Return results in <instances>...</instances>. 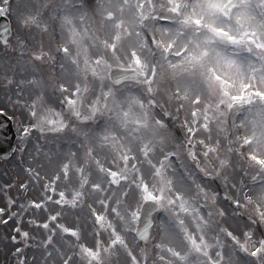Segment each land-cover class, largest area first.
Here are the masks:
<instances>
[{
	"label": "rangeland",
	"instance_id": "1",
	"mask_svg": "<svg viewBox=\"0 0 264 264\" xmlns=\"http://www.w3.org/2000/svg\"><path fill=\"white\" fill-rule=\"evenodd\" d=\"M56 2L67 22L60 27L50 20L45 29L36 24L41 23L46 15V9L50 7L49 0H7L6 5L0 0V16H10L13 21L12 37L6 44L0 41V106L5 108V113L10 114L17 134L16 152L11 159L0 160V193L15 199L17 206L12 212L17 219L22 218L23 227L29 232L28 238H21V247L30 240L35 252L39 253L40 264H45L53 246L60 249L59 253L67 251V255L66 259H56L50 264H78L80 257H74L79 252L80 244L94 246L97 240L107 241L115 238V233H120L126 237L125 244L128 247L123 249V246H119L122 251L114 259V264H132L133 257L136 258V264H151L154 258L151 247L155 241L160 238L175 239L180 233L181 220L192 233H196V224L207 221L205 228L215 237L221 223H229L221 215V209L231 208L247 218L243 208L234 202L239 200L242 205L245 189L258 190L264 185V180L257 177L256 182H251L248 174L251 170L245 159L235 151L233 111L221 105L223 111L217 113L212 109L207 119L203 114L194 116L191 108L185 114L184 107H181L183 101L177 102L175 99L177 86L167 78L158 88L157 102L162 108L172 110L177 142H182L185 155L187 144H192L194 155L200 158L206 171L193 175L184 169L192 181L191 193L187 198L190 210L181 211L178 204L174 210L161 209L148 244L141 245L135 235L137 220L133 225L134 231L125 229L127 215L133 210L140 214L143 203L138 192L133 191L136 186L132 180L137 176L142 178L152 164L159 165L161 162L151 159L154 150L149 129L137 132L133 131L132 126L124 128L111 113L101 118L88 108L92 98L97 95L101 80L91 71L85 76L83 57L87 54L94 64L95 57L102 56L111 64L115 59L112 53H115L124 61L125 68L128 62L126 57H131L133 49L142 61L152 57L154 49L150 47L151 38L145 40L148 33L145 24L154 30L156 14L145 16L139 22L140 13L146 10L144 5H158L161 0ZM249 2L253 11H256L259 0ZM105 9L113 11V17H108ZM32 16H36V23L30 19ZM160 22L165 21L161 19ZM73 27L80 32L87 29L98 41L107 40L109 45L115 43L116 47L104 49L86 37L82 45L87 51H81L78 67L71 58L57 50L60 43L54 39L55 32L60 30L62 42ZM118 31L122 35L117 41ZM72 51L74 55L75 45H72ZM54 56L58 59L56 63H53ZM56 66L59 67L60 75H55ZM60 84L66 85L63 92L59 88ZM77 84L79 91L76 89ZM109 84L111 82L106 76L105 87ZM69 85L71 90H68ZM144 90L140 84L130 82L119 87L118 95L123 98L133 93L141 97ZM57 96L63 99L64 96H70L73 100L79 97L77 104L80 114L93 118V122L80 124L78 118L74 117L62 131L55 133L30 129L31 135L26 144L21 145L18 142V136L22 134L17 127L18 121L23 120L28 125L32 123L25 108L40 97L55 100L53 107L59 109L62 105L58 103ZM242 115L243 112L235 114L237 119ZM201 140L212 145V149L207 150V163L203 156L206 149L201 145ZM177 159L175 154L171 157L172 161ZM21 182L25 184L22 189L13 187L9 192L3 188L5 184L19 185ZM205 194L207 197L214 195L215 198H207ZM2 199L0 196V201ZM102 222L110 226L101 228ZM66 229L72 231L67 232ZM5 233H10V228L0 225V264H10L13 247L5 243ZM196 238L199 239L198 233ZM51 239L56 241V245L47 246V240ZM225 239L231 243L229 238ZM141 246L144 248L143 253L140 251ZM224 251L228 252L227 247ZM252 264L256 262L252 261Z\"/></svg>",
	"mask_w": 264,
	"mask_h": 264
},
{
	"label": "snow or ice",
	"instance_id": "2",
	"mask_svg": "<svg viewBox=\"0 0 264 264\" xmlns=\"http://www.w3.org/2000/svg\"><path fill=\"white\" fill-rule=\"evenodd\" d=\"M234 9L235 25L231 22L225 24V19L231 17ZM105 11L108 17H113V11L106 9ZM252 12L249 0H161L158 5L148 6L147 15L156 14L153 20L154 30H159L166 39L177 41L180 45L179 50L173 54L174 58L165 57L162 61V74L159 81H156L155 70L151 77L148 76L147 65L140 56L132 57L127 62L126 70L115 79L112 78L110 64H86L83 69L85 76L91 71L101 80L107 76L112 81L107 87L101 89L102 98L91 107V112L114 111L116 120L122 127L132 126L133 131L139 132L150 125L148 112L146 109L137 111L138 107L143 108L140 96L129 93L121 98L118 95L119 87L128 80H136L145 90H148L154 81L159 88L161 82L171 78L178 88L183 89L185 96H192L197 92L207 93L218 98L220 104L227 105L228 109L248 105L244 117L252 132L248 142L254 143L257 150H264V104L253 103L254 98L264 100V90H260V86L264 85V23L255 21ZM145 16L146 12H141L139 22H142ZM161 19L165 22L161 23ZM65 21L67 22V18ZM253 24H256V27H253ZM69 33L72 41L80 45L81 51L85 53L87 50L82 42L86 37L102 45L104 49L116 47L115 43L109 45L107 40L98 41L94 35L88 33L87 29L80 32L73 27L69 29ZM121 35L122 33L118 31L117 41ZM169 47L171 48L172 45ZM63 51L67 52V48ZM100 65L104 66L100 67ZM98 67L99 70H97ZM249 79H255L257 87L254 88L251 83H247ZM234 89L236 91H233ZM39 99L40 97H37L33 103ZM67 99L70 103H75L72 97L69 96ZM4 111L5 108L0 106V113ZM211 111L206 112V119L211 115ZM215 111L220 112L218 108ZM25 112L31 120L32 113L28 111V108H25ZM80 118L87 120L90 117L81 116ZM17 127L22 133L18 136V142L24 145L31 135L29 125L21 120L18 121ZM59 127L63 128V124ZM31 129H35V126H31ZM145 150H148L147 143ZM254 158L264 163L259 156ZM13 187L22 189L25 184L21 182L19 185L14 183L3 185V188L9 192ZM205 195L207 197V194ZM0 196L3 197L0 201V225L10 228V233H5L3 239L5 243L13 245L10 255L14 257L15 264V254L21 251V238H28L29 232L23 227L22 218L17 219L12 212V209L17 206L15 199L4 193H0ZM207 198L214 199L215 196ZM145 199L155 201L162 197L146 191ZM234 203L242 207L239 200ZM159 207L166 206L161 204ZM190 207L187 200L179 204V209L184 212L189 211ZM220 211L229 222V239H232L234 235H247L253 243L250 252L236 250L234 264H252V261L259 264L260 261H264L259 255L260 247L264 246V219L257 216L249 220L231 208ZM66 231L71 232L72 229H66ZM145 231H142L140 235L143 236ZM244 246L247 247V245ZM237 252L240 254L237 255ZM19 264H23V258H20Z\"/></svg>",
	"mask_w": 264,
	"mask_h": 264
},
{
	"label": "clouds",
	"instance_id": "3",
	"mask_svg": "<svg viewBox=\"0 0 264 264\" xmlns=\"http://www.w3.org/2000/svg\"><path fill=\"white\" fill-rule=\"evenodd\" d=\"M4 4H7V0H3ZM50 7L46 9V15L43 16L41 23H37V27H48V21H55L60 27L64 26L65 17L60 11L59 5L56 0H49ZM147 15V5H144ZM37 15H41L38 13ZM252 16L255 21L264 23V0H259L257 10L252 12ZM33 23H36V16L30 17ZM231 22L233 25L236 23L235 9L231 17L226 18L224 23ZM22 27L24 26L22 22ZM256 27V24H253ZM145 28L148 29L145 40L151 38L150 47L154 49L152 57H146L143 62L147 65L146 71L148 76L151 77L153 70L156 73V81L161 79V65L165 57L174 58L173 54L179 50V43L175 40L166 39L159 30H152L148 24H145ZM72 45H75V54L73 55ZM169 45H172L170 48ZM67 48V52L63 51ZM57 50L60 51L65 57L71 58L79 67L78 57L81 55L80 45L74 43L69 35L57 46ZM115 57L114 61L110 64L112 68H121L124 66V61L120 60L115 53H112ZM139 56L135 49L132 50L131 57H126L129 61L132 57ZM84 66L89 63H93L92 59L85 54L83 57ZM94 64H109L107 60L102 56L95 57ZM101 80V79H100ZM170 81L176 82L170 78ZM251 83L253 87H257L255 79H249L246 81ZM68 90H71V85L67 86ZM105 87V78L101 80L100 87L88 108L96 103L98 99L102 98L101 89ZM59 88L61 92L66 88L65 84H60ZM79 91V85L76 86ZM260 90H264V85L260 86ZM233 91H236L235 89ZM158 87L154 81L153 85L144 90L141 95L143 108H137V111L146 109L148 112V119L150 125V136L153 142L154 155L151 159L159 160V165L152 164L150 168L144 173L143 177L137 176L132 180V184L136 187L133 191L138 192L139 199L145 202L154 203L158 208L163 204L167 209H176L177 204L186 201L191 193L192 181L191 178L185 174L184 169H187L193 175H197L203 171H206L201 164L199 157L193 153L185 155V151L182 147V142H177L178 137L175 132L174 116L170 108L165 109L160 106L158 101ZM59 98L57 97V100ZM80 98L77 97L75 103H70L67 96H64V100H60L62 107L59 109L53 107L55 100L40 98L37 102H31L28 105V111L32 113L31 121L29 125L35 126L41 132H58L62 131L69 122L75 117L80 118L79 105L77 101ZM175 99L177 102L183 101L181 107H184L185 114L189 108L192 109L193 115L203 114L206 119V112L212 109L221 108L218 98L210 96L207 93L197 92L192 96H185L183 89L176 87ZM66 101V103H65ZM253 103L264 104V100L254 98ZM227 108V105H223ZM248 105L234 106L229 109L233 111L234 121L233 128L235 130L234 142L235 151L245 159L248 169L251 171L248 173L251 177V182H256L257 177L264 180V163L258 162L254 157L259 156L260 160H264V150H257L254 143L248 142V138L252 135L247 122L244 117L247 111ZM228 109V108H227ZM243 112L244 115L236 118L235 114ZM109 113L116 119L114 111H99L101 118H104ZM53 116L56 118L53 119ZM67 116V119H65ZM63 124V128L59 127ZM186 139H191L186 137ZM201 145L206 151L203 152L205 162L208 161L209 149H212V145L204 143L201 140ZM176 155L178 159L172 161L171 157ZM154 169V171H153ZM254 173V174H253ZM147 186V187H145ZM151 191L158 197H162L159 200L145 199V192ZM146 206V205H145ZM161 208V209H164ZM242 208L244 214L249 220L255 219L257 216L264 219V185H261L258 190L246 188L243 193ZM139 213L135 210L131 211L127 215V219L124 221L125 229H133ZM204 224H196V233L199 234V239L196 238V233L189 231V227L181 220L180 233L177 234L175 239L160 238L153 244L154 258L151 264H234V254L236 250L240 252H250L253 243L252 240L245 236L234 235L230 239L231 243H228L225 238H228L229 226L227 223H221L219 230L215 237H213L205 228ZM110 225L101 223L100 227L105 228ZM130 234V233H127ZM182 234V235H181ZM115 238H109L107 241L97 240L96 244H80L79 252L77 255L80 257L78 264H114V259L121 254V247L127 249L125 244V236L120 233L114 234ZM244 245H247L245 247ZM227 247L228 252L225 253L224 249ZM141 253L144 252L143 246L140 248ZM259 255L264 257V246L260 247ZM132 264H136V258L133 257ZM259 264H264V261H260Z\"/></svg>",
	"mask_w": 264,
	"mask_h": 264
},
{
	"label": "water",
	"instance_id": "4",
	"mask_svg": "<svg viewBox=\"0 0 264 264\" xmlns=\"http://www.w3.org/2000/svg\"><path fill=\"white\" fill-rule=\"evenodd\" d=\"M125 69L113 68L111 69L112 78L115 79L120 73L124 72ZM130 71V70H129ZM136 81V80H131ZM137 82V81H136ZM14 132L10 123L6 121L4 115L0 114V156L3 158L9 157L14 150ZM146 205V206H145ZM157 209V206L151 202H145L143 206V216L144 222L138 228V235L141 237L140 233L145 231L146 236L149 234V229L152 224V216ZM144 237V236H143Z\"/></svg>",
	"mask_w": 264,
	"mask_h": 264
},
{
	"label": "flooded vegetation",
	"instance_id": "5",
	"mask_svg": "<svg viewBox=\"0 0 264 264\" xmlns=\"http://www.w3.org/2000/svg\"><path fill=\"white\" fill-rule=\"evenodd\" d=\"M57 244H62V243H57ZM51 245L52 243L49 241L47 246H51ZM10 248H11V244H10ZM55 249H56L55 246L50 248V251L52 253L46 257L45 264H50L52 261L56 259L60 261L66 259L67 251L65 253H59L58 251L60 249L59 248H57L56 250ZM20 258H23V264H40L39 253L35 252L34 248L30 246L29 242H26L24 247H21V251L15 254V264H19ZM74 258H77V254ZM10 264H14V257L12 255H10Z\"/></svg>",
	"mask_w": 264,
	"mask_h": 264
}]
</instances>
